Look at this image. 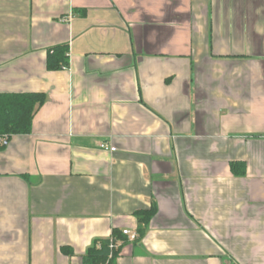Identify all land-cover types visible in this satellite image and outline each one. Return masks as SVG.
<instances>
[{"label":"crops","instance_id":"1","mask_svg":"<svg viewBox=\"0 0 264 264\" xmlns=\"http://www.w3.org/2000/svg\"><path fill=\"white\" fill-rule=\"evenodd\" d=\"M31 93L0 153V264L104 241L113 264H264V0H0V94Z\"/></svg>","mask_w":264,"mask_h":264},{"label":"trees","instance_id":"2","mask_svg":"<svg viewBox=\"0 0 264 264\" xmlns=\"http://www.w3.org/2000/svg\"><path fill=\"white\" fill-rule=\"evenodd\" d=\"M68 47H59L48 57V70L59 71L67 65ZM47 97L44 94H0V153L4 152L11 139L17 136H27L32 132V124L37 112L46 103ZM232 171L235 175L244 177L246 165L242 163L232 164ZM154 211L137 213L140 227L135 242H139L145 235L146 227L151 222ZM114 239L127 242L128 238L123 234L114 232ZM101 249L94 247L89 250L84 264H113L108 263L110 255L114 257L117 252L111 249V241L101 242Z\"/></svg>","mask_w":264,"mask_h":264},{"label":"built area","instance_id":"3","mask_svg":"<svg viewBox=\"0 0 264 264\" xmlns=\"http://www.w3.org/2000/svg\"><path fill=\"white\" fill-rule=\"evenodd\" d=\"M100 149L102 151H109L111 153H115L117 151L114 147H108L106 144H101ZM122 234L124 237H127L132 242L136 241V239H137V234L135 232L130 231V230H125L122 232ZM113 248H114V245L111 246V249H113Z\"/></svg>","mask_w":264,"mask_h":264}]
</instances>
